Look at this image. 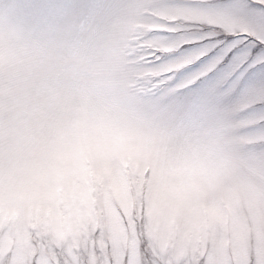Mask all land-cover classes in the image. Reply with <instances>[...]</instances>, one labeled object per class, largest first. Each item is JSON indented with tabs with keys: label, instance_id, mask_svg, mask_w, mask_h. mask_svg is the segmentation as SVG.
I'll use <instances>...</instances> for the list:
<instances>
[{
	"label": "clouds",
	"instance_id": "1",
	"mask_svg": "<svg viewBox=\"0 0 264 264\" xmlns=\"http://www.w3.org/2000/svg\"><path fill=\"white\" fill-rule=\"evenodd\" d=\"M249 4L176 0L172 11L159 0H0V195L7 202L51 177L82 147L129 193L123 207L112 197L120 231L105 204L107 175L94 185V212L71 232L19 202L18 216L0 223V264H17L18 225L23 264H215L218 250L223 264H248L264 252V230L251 226L253 215L264 220V78L194 116L179 87L213 70L211 59L197 63L214 43L207 36L241 30L180 9L222 6L239 20ZM157 24L173 31H151ZM189 39L197 43L179 47ZM169 97L175 107L162 102ZM117 144L127 148L103 151ZM178 178L182 198L161 199ZM158 227L173 233L166 246Z\"/></svg>",
	"mask_w": 264,
	"mask_h": 264
},
{
	"label": "rangeland",
	"instance_id": "2",
	"mask_svg": "<svg viewBox=\"0 0 264 264\" xmlns=\"http://www.w3.org/2000/svg\"><path fill=\"white\" fill-rule=\"evenodd\" d=\"M176 0H159L162 9L176 10L171 7ZM184 13L198 17L200 15H214L202 8L183 7L180 9ZM151 31L166 35L173 31L167 25H153ZM197 43L195 39L185 40L179 47L194 46ZM171 50V49H170ZM192 81H185L180 88L186 87ZM127 146L117 144L111 148H105L103 151L116 149H126ZM100 151V150H98ZM140 153L138 152V155ZM93 149L91 147H82L71 157L62 160L51 177L44 175L39 179V183L22 190L9 194L7 202L3 195H0V223L5 220L15 219L18 216L16 206L21 201H26L31 213L39 216L44 213L46 219L53 223L61 233L71 232L85 216H91L95 210V189L94 185L102 184L104 176L111 179L108 188V194L105 198L107 210L113 217V228L120 231L124 225L117 211L112 206V197L120 201L123 207L128 200L127 182L121 176L113 175L106 166L97 169L92 166ZM172 194L177 201L183 195V181L178 178L175 184H165V192L161 194V199L166 194ZM7 204L8 214L5 216V206ZM210 216L219 218L220 210L215 206L207 208ZM251 226L259 235L264 230V220L258 214L253 215ZM170 228L160 229L158 227V238L162 245H167L172 238ZM17 264H23L24 256V228L23 225L17 226ZM5 242L0 240V248L4 247ZM223 251L216 252L215 264H223Z\"/></svg>",
	"mask_w": 264,
	"mask_h": 264
},
{
	"label": "snow or ice",
	"instance_id": "3",
	"mask_svg": "<svg viewBox=\"0 0 264 264\" xmlns=\"http://www.w3.org/2000/svg\"><path fill=\"white\" fill-rule=\"evenodd\" d=\"M202 9L219 16L226 28L239 24L241 30L220 35L212 33L205 38V42L214 43L197 63L211 59L213 70L182 88L192 106L189 116L224 96L235 95L246 82L264 78V72L257 71L264 68V0H250L245 15L239 20L222 6ZM162 102L177 105L172 97ZM260 260H264V252L258 251L249 256L248 264H258Z\"/></svg>",
	"mask_w": 264,
	"mask_h": 264
}]
</instances>
